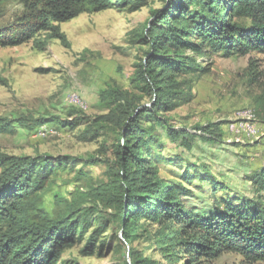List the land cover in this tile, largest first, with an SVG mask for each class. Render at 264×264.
Instances as JSON below:
<instances>
[{
  "label": "trees",
  "instance_id": "obj_1",
  "mask_svg": "<svg viewBox=\"0 0 264 264\" xmlns=\"http://www.w3.org/2000/svg\"><path fill=\"white\" fill-rule=\"evenodd\" d=\"M7 1L0 0V18L5 14ZM19 3L24 10L22 21L17 26L0 23V47L21 45L47 31L67 45L65 33L55 22H67L88 6L98 11L118 6L117 0H19ZM166 3L165 8L152 10V21L139 36L146 49L131 77L139 95L120 88L101 91L102 98L109 101L105 122L119 134L116 159L108 165L101 183L87 192L78 190L80 194L56 218L37 203L58 169L71 166L70 158L0 154V264H59L63 252L76 244L77 232H87L92 226L86 216L82 217L89 211L79 212L89 200L115 210L123 239L130 244V261L125 264H163L134 246L150 232L170 260L184 257L189 264H199L225 252L264 260V207L237 196L221 197L217 205L205 208L191 202L189 195L193 190L186 183L209 182L215 192L226 189V185L214 179L208 170L196 169L197 165H193V172L189 166L185 168L181 177L186 183L162 176L160 161L173 163L179 158L161 156L157 161L153 146L165 147L152 132L153 125L146 128L143 124L159 122L168 129L170 138H183L182 145L191 149V144L184 140L189 133L170 127L160 114L192 101L198 79L209 71L186 55V51L227 57L255 50L264 52V0H166ZM248 71L252 81L263 83L255 105L257 110H264V72L252 58ZM148 96L151 106L144 104ZM54 120L59 122L55 118L0 117V133H14L17 126L32 130ZM209 132L201 133V140L216 138L211 134L214 132ZM254 181L264 189V166ZM74 213L78 214L69 217ZM105 229L103 225L92 231L80 250L83 256L103 255L106 242L100 237Z\"/></svg>",
  "mask_w": 264,
  "mask_h": 264
},
{
  "label": "rangeland",
  "instance_id": "obj_2",
  "mask_svg": "<svg viewBox=\"0 0 264 264\" xmlns=\"http://www.w3.org/2000/svg\"><path fill=\"white\" fill-rule=\"evenodd\" d=\"M117 2L118 6L101 11L88 6L67 22H55L65 33L67 45L47 31L21 45L0 47V77L3 79L0 117L59 120L32 130L17 126L14 133H0V154L70 158L71 166L58 169L37 203L56 218L64 214L68 204L80 194L78 190L87 192L101 183L106 178L108 165L115 161L119 134L105 122L109 101L102 98L101 91L120 88L139 95L131 82L136 64L146 49L140 44L139 36L152 21V10L167 5L166 0ZM4 6L1 26H17L24 15L19 0H8ZM186 55L209 71L198 79L192 101L160 114L170 127L189 133L184 140L191 144V149L182 145L183 138H170L168 129L159 122L143 123L146 128L153 125L152 132L165 147L153 146L157 161L161 156L179 158L173 163L166 159L160 161L161 175L184 181L181 175L185 168L189 166L193 172L197 165L196 169L208 170L226 189L215 192L209 182L197 180L189 185L184 181L193 190L189 197L194 204L205 208L217 205L221 197L237 196L264 207V189L254 181L264 166V110H257L255 105L263 83L252 81L248 71L252 58L264 72V52L255 50L247 55L236 53L227 57L187 50ZM150 100L151 97H146L144 104L151 106ZM250 114L254 115L251 124L257 130L255 136L231 130L234 122H244ZM205 127L209 128L203 130ZM209 131L214 132L211 134L216 138L208 142L201 140V133ZM85 209L89 212L82 217L86 216L92 226L87 232H77L76 244L63 252L59 264H125L130 261V244L123 239L115 210L91 200L82 204L80 214L85 213ZM103 225L106 226L100 237L106 242L103 255L83 256L80 250L90 234ZM150 235H143L134 246L163 264H189L184 257L168 259ZM199 264H264V260H251L239 252H225L210 261L203 259Z\"/></svg>",
  "mask_w": 264,
  "mask_h": 264
},
{
  "label": "bare ground",
  "instance_id": "obj_3",
  "mask_svg": "<svg viewBox=\"0 0 264 264\" xmlns=\"http://www.w3.org/2000/svg\"><path fill=\"white\" fill-rule=\"evenodd\" d=\"M252 116H254L253 114H250V115H248V117L246 118V120L247 121H251V122H240L239 124H236V129H233V128H231V130H233V131H235V130H237V131H235V132H241V131H246L248 134H249V136L250 135H256V133H257V130L254 128V126L252 125L253 124V120H254V118L252 117ZM252 123V124H251ZM242 134V133H241ZM240 134V135H241ZM239 135V136H240ZM242 136V135H241Z\"/></svg>",
  "mask_w": 264,
  "mask_h": 264
},
{
  "label": "built area",
  "instance_id": "obj_4",
  "mask_svg": "<svg viewBox=\"0 0 264 264\" xmlns=\"http://www.w3.org/2000/svg\"><path fill=\"white\" fill-rule=\"evenodd\" d=\"M245 122H251V121H247V120L245 119ZM232 128H233V129H236V122H234V123L232 124Z\"/></svg>",
  "mask_w": 264,
  "mask_h": 264
}]
</instances>
